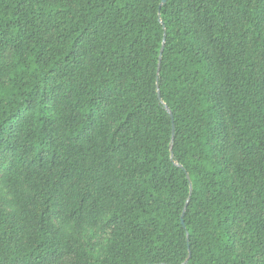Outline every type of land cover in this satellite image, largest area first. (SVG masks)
Instances as JSON below:
<instances>
[{
    "label": "trees",
    "instance_id": "trees-1",
    "mask_svg": "<svg viewBox=\"0 0 264 264\" xmlns=\"http://www.w3.org/2000/svg\"><path fill=\"white\" fill-rule=\"evenodd\" d=\"M0 264H264V0H0Z\"/></svg>",
    "mask_w": 264,
    "mask_h": 264
},
{
    "label": "rangeland",
    "instance_id": "rangeland-1",
    "mask_svg": "<svg viewBox=\"0 0 264 264\" xmlns=\"http://www.w3.org/2000/svg\"><path fill=\"white\" fill-rule=\"evenodd\" d=\"M88 237L92 240V242H95L96 241V238H95L94 235L89 234ZM89 238L87 240H89Z\"/></svg>",
    "mask_w": 264,
    "mask_h": 264
}]
</instances>
